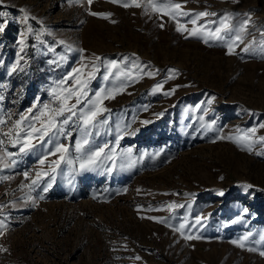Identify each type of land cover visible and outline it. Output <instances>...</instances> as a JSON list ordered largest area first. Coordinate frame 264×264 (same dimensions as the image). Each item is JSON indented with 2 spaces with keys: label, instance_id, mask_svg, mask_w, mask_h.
<instances>
[{
  "label": "rangeland",
  "instance_id": "rangeland-1",
  "mask_svg": "<svg viewBox=\"0 0 264 264\" xmlns=\"http://www.w3.org/2000/svg\"><path fill=\"white\" fill-rule=\"evenodd\" d=\"M0 264H264V0H0Z\"/></svg>",
  "mask_w": 264,
  "mask_h": 264
}]
</instances>
